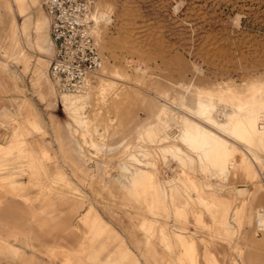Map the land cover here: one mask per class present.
<instances>
[{"label": "rangeland", "instance_id": "1", "mask_svg": "<svg viewBox=\"0 0 264 264\" xmlns=\"http://www.w3.org/2000/svg\"><path fill=\"white\" fill-rule=\"evenodd\" d=\"M22 1L7 0L11 30L0 24V110L13 112L0 143H22L0 172L22 192L0 199L20 204L26 258L104 264L118 242L79 222L92 206L138 264H264V0H98L103 68L68 111L76 96L55 90L49 28L37 30L43 0Z\"/></svg>", "mask_w": 264, "mask_h": 264}, {"label": "built area", "instance_id": "2", "mask_svg": "<svg viewBox=\"0 0 264 264\" xmlns=\"http://www.w3.org/2000/svg\"><path fill=\"white\" fill-rule=\"evenodd\" d=\"M98 0H43L53 56L49 77L58 94H77L102 70L103 60L93 37L92 12ZM264 232V212L255 221Z\"/></svg>", "mask_w": 264, "mask_h": 264}, {"label": "crops", "instance_id": "3", "mask_svg": "<svg viewBox=\"0 0 264 264\" xmlns=\"http://www.w3.org/2000/svg\"><path fill=\"white\" fill-rule=\"evenodd\" d=\"M33 4L35 0H30ZM41 7V4H40ZM6 8H7V0H0V22L8 23L9 19L7 18L6 14ZM42 10V8H41ZM43 11V10H42ZM44 13V12H43ZM46 20L48 22V18L46 14L44 13ZM41 17V14H40ZM49 28V23H48ZM11 28H6V31H10ZM49 33V29H48ZM1 41L6 40L7 36L3 33L0 36ZM50 45L53 50V45L50 40ZM3 76L0 73V83L3 86ZM4 90L8 91L5 86H3ZM8 114H13V112H10L7 108L0 110V118L3 120V118L6 117ZM3 117V118H2ZM32 123V121H29ZM34 123V122H33ZM32 123V124H33ZM22 126H20L18 129H20ZM49 127L52 128L53 132L56 131V133L59 135V137L55 136L56 140L63 146V126L61 122L59 121V118L55 116L50 117ZM31 128L30 133H33ZM43 129V127L41 126ZM16 129V130H18ZM15 130V131H16ZM44 131V129H43ZM68 132V131H67ZM66 132V133H67ZM69 134V132H68ZM55 135V133H54ZM14 135L12 134V140L8 143H0V164L1 162L5 161L8 155L14 154L20 145L22 143L16 142L14 140ZM29 149L31 152V156H37V160L42 163V158L47 157L48 150L45 144V141H36L35 147L29 144ZM61 153L63 152V147L60 148ZM34 159V158H33ZM56 174H54L55 176ZM53 176V178H54ZM14 177V178H13ZM13 178V179H12ZM21 181L16 180L15 174L9 170L8 172H0V191L4 194H15L18 195L22 192L21 189ZM7 197V202H4V207L2 205L0 206V264H43L41 261H38L37 259H27V255L23 252V246H28L24 240V236H21V233L24 232V230H21L17 228V224H20L18 221V209L21 208L20 204H14L12 211L11 208V198L9 199L8 196L2 197L1 199H5ZM23 200L28 201L29 198L26 195L21 196ZM0 199V204H2V201ZM8 204V206L6 205ZM8 207V208H7ZM39 214H41L39 212ZM79 222L81 224L86 225L88 227L89 233L94 236H107L108 239H111L112 241L118 242L117 252L115 254H110L106 260H104V264H126L130 262L131 264H138V259L134 257L133 252L126 246V244L119 238L118 233L115 231V229L106 222L101 215L96 211V209L92 206L88 207V209L85 210L84 213L79 217ZM14 225V228L11 227V225ZM25 235V234H23ZM24 237V238H23ZM163 254L164 250L162 252L161 259L163 260ZM162 264H166L163 262Z\"/></svg>", "mask_w": 264, "mask_h": 264}, {"label": "bare ground", "instance_id": "4", "mask_svg": "<svg viewBox=\"0 0 264 264\" xmlns=\"http://www.w3.org/2000/svg\"><path fill=\"white\" fill-rule=\"evenodd\" d=\"M17 2H18V5H22V4H24L25 2L24 1H22V0H17ZM36 2H37V0H36ZM35 2V3H36ZM35 5V4H34ZM11 10H12V8H11V6L8 4L7 5V8H6V13L9 15L10 13H11ZM95 13V12H94ZM94 13L92 14V20L95 22V20H94ZM48 23L49 22H47V20H46V18L44 17L43 19H42V21H39L38 20V27H37V30H38V32H39V34L41 33V31L42 30H46L47 29V26H48ZM96 23V22H95ZM0 24H1V26H2V29L4 28V30H5V32H7L6 31V28H11V27H13V25H14V23L13 22H11V21H8V23H7V26H6V23H2V22H0ZM18 38V37H17ZM15 41V40H14ZM15 43V42H14ZM52 43V42H51ZM14 55H16V54H11L10 55V59H12L13 58V56ZM50 65V64H49ZM50 76V75H49ZM50 80H51V78H50ZM52 82V81H51ZM52 84H53V82H52ZM91 85H92V81H89L88 82V85L86 86V88L83 90V91H81L80 93H82V92H85V91H87L90 87H91ZM80 93H77V94H59V95H62V96H76V95H78V94H80ZM78 98V96H76V97H73V98H71V99H61V105H62V109H64V110H67V109H70V108H72V107H74L75 106V104H76V99ZM251 103L250 102H248V101H244L242 104H241V107L242 108H246L247 106H249ZM68 111V110H67ZM257 116V115H256ZM255 117V116H254ZM232 120V119H231ZM255 120V119H254ZM231 122V121H230ZM200 126V125H199ZM235 127V126H234ZM202 128V127H201ZM200 130V129H199ZM226 130H228V131H230V130H232V128L231 127H228V128H226ZM262 130H264V127H262L261 126V131ZM201 131V130H200ZM188 132V131H187ZM186 131H185V134H189V133H187ZM197 133H198V130H197ZM201 133V132H200ZM199 135V134H198ZM211 135V134H210ZM1 136V135H0ZM4 137V136H3ZM183 137H185L186 138V135L185 136H183ZM209 137V136H208ZM7 138V137H6ZM191 138V137H190ZM213 138V137H212ZM214 138H216V137H214ZM187 139V138H186ZM188 140H189V137H188ZM212 140V139H211ZM210 140V141H211ZM2 141H3V139H2ZM5 141V140H4ZM212 142V141H211ZM218 142H220V141H218Z\"/></svg>", "mask_w": 264, "mask_h": 264}]
</instances>
